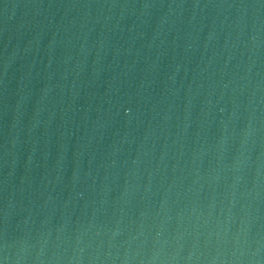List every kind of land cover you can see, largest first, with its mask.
I'll return each instance as SVG.
<instances>
[{
  "label": "water",
  "instance_id": "1",
  "mask_svg": "<svg viewBox=\"0 0 264 264\" xmlns=\"http://www.w3.org/2000/svg\"><path fill=\"white\" fill-rule=\"evenodd\" d=\"M0 264H264V0H0Z\"/></svg>",
  "mask_w": 264,
  "mask_h": 264
}]
</instances>
